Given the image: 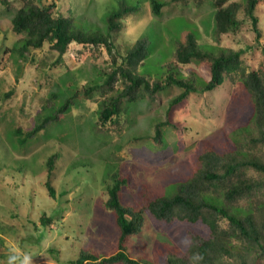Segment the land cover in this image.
Masks as SVG:
<instances>
[{
  "label": "rangeland",
  "instance_id": "374dc122",
  "mask_svg": "<svg viewBox=\"0 0 264 264\" xmlns=\"http://www.w3.org/2000/svg\"><path fill=\"white\" fill-rule=\"evenodd\" d=\"M33 1L40 5L54 1L55 12L71 8L76 23L87 30H104L107 14L122 3L135 5V11L124 15L114 41L122 55L123 48L147 37L149 54L138 71L149 78L164 76L171 61L178 76L194 75L202 88L207 63L197 59L178 63L174 57L175 41L185 40L188 31L204 46L243 48L240 66L264 70V0L255 7L259 42L247 21L236 34L219 39L212 34L214 10L245 0H159L164 4L158 14L150 11V0ZM22 3L0 2V264H71L68 261L82 247L101 256L113 253L117 229L105 200L114 171L127 178L122 203L137 207L146 195H170L207 147L238 148L241 155H251L240 147L244 136L254 131L252 101L240 69L225 75L212 90L191 92L172 111L177 126L164 125L158 143L153 140V123L164 119L168 101L180 91L176 85L152 100L123 102L119 117L100 126L98 102L110 94L102 86L111 68L106 48L72 41L56 61L57 51L46 41L19 55L10 48L24 33L12 30L11 17ZM74 91L77 95L69 108L27 136ZM53 92L56 96L47 104ZM52 153L57 155L50 176L54 197L45 186L46 160ZM44 212L52 218L48 224L40 220ZM145 217L142 231L131 235L125 246L131 255L152 264H160L169 250H184L187 228L206 234L201 223Z\"/></svg>",
  "mask_w": 264,
  "mask_h": 264
},
{
  "label": "trees",
  "instance_id": "16d2710c",
  "mask_svg": "<svg viewBox=\"0 0 264 264\" xmlns=\"http://www.w3.org/2000/svg\"><path fill=\"white\" fill-rule=\"evenodd\" d=\"M11 17L12 30L24 33L10 50L19 55L29 47H41L48 42L57 51L56 61H60L68 44L72 41L94 46L103 45L111 57V68L106 71L102 86L110 94L98 102L97 123L105 126L119 117L123 102L139 99H154L160 91L176 85L180 91L168 101L164 119L153 123V140L157 143L163 137V126L176 127L172 120L173 109L191 92L212 90L225 75L241 70V81L249 93L253 107L252 124L254 131L244 136L240 147L251 153L241 155L239 149L218 150L207 147L197 156V164L192 173L176 183L170 195L145 196L139 206L122 203L121 192L127 178L117 171L110 175L105 206L112 211L117 229L116 250L108 255H99L82 247L71 264H152L148 259L134 257L126 249L125 242L142 231L146 214L166 223L178 218L188 224L201 223L206 234L194 228H187V242L180 253L167 251L160 264H264V70H245L240 66L243 48L204 46L198 42L196 34L186 32L185 40L174 43V57L178 63H188L197 59L207 63L208 77L202 88L192 76H178L169 61L164 76L149 78L138 71L139 65L149 54L147 37L137 38L124 54H119L114 36L122 26L125 14L135 11V5L122 3L105 17V29L87 30L76 23L67 13L55 12V2L38 4L33 0H22ZM259 0L245 2L231 1L217 7L213 12L212 34L221 38L236 34L247 21L258 41L261 32L255 7ZM9 6L11 0H0ZM163 2L150 0V11L158 14ZM242 11L243 16H239ZM259 42V41H258ZM117 50H116V47ZM115 49V50H114ZM264 54V49H263ZM119 82L118 87L114 84ZM77 91L63 99L59 107L47 114L28 130L32 136L51 120L58 118L76 97ZM56 96L48 98L47 104ZM46 104V105H47ZM16 127L15 130H19ZM57 155L47 157V178L45 186L51 197L55 189L51 184V172ZM242 201L246 202L242 206ZM43 224L52 218L45 212L40 215ZM144 259V260H143ZM146 260V261H145Z\"/></svg>",
  "mask_w": 264,
  "mask_h": 264
}]
</instances>
